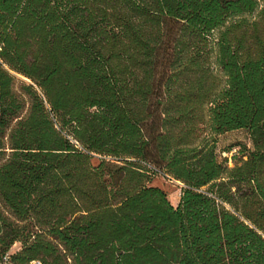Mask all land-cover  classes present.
I'll return each mask as SVG.
<instances>
[{"label": "trees", "instance_id": "trees-1", "mask_svg": "<svg viewBox=\"0 0 264 264\" xmlns=\"http://www.w3.org/2000/svg\"><path fill=\"white\" fill-rule=\"evenodd\" d=\"M6 255L264 264V0H0Z\"/></svg>", "mask_w": 264, "mask_h": 264}, {"label": "rangeland", "instance_id": "rangeland-1", "mask_svg": "<svg viewBox=\"0 0 264 264\" xmlns=\"http://www.w3.org/2000/svg\"><path fill=\"white\" fill-rule=\"evenodd\" d=\"M13 73V72H12ZM19 80L30 83L31 81L19 74L13 73ZM205 134L207 138H211L212 131L209 124L204 126ZM248 145L251 146V139L246 130H235L225 132L216 136V153L219 160H223L225 157L228 158V165L233 166L232 157L234 154H237L240 147L239 145ZM151 184L153 186L160 187L163 189L170 200L174 205H177L181 193V183L170 180L166 175L160 173L152 178ZM19 248V244H15L12 248L13 251H16ZM37 261L32 262L35 264Z\"/></svg>", "mask_w": 264, "mask_h": 264}, {"label": "built area", "instance_id": "built-area-1", "mask_svg": "<svg viewBox=\"0 0 264 264\" xmlns=\"http://www.w3.org/2000/svg\"><path fill=\"white\" fill-rule=\"evenodd\" d=\"M172 181H174V180H172ZM175 182H178V181H175ZM178 183H180V182H178ZM0 264H11V263H10V257H9V255L4 256V257L0 260Z\"/></svg>", "mask_w": 264, "mask_h": 264}, {"label": "water", "instance_id": "water-1", "mask_svg": "<svg viewBox=\"0 0 264 264\" xmlns=\"http://www.w3.org/2000/svg\"><path fill=\"white\" fill-rule=\"evenodd\" d=\"M35 264H40L39 262L35 263Z\"/></svg>", "mask_w": 264, "mask_h": 264}]
</instances>
